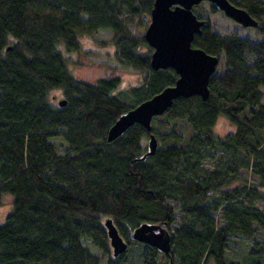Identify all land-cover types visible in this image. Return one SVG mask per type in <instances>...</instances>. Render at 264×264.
Instances as JSON below:
<instances>
[{
    "label": "trees",
    "instance_id": "trees-1",
    "mask_svg": "<svg viewBox=\"0 0 264 264\" xmlns=\"http://www.w3.org/2000/svg\"><path fill=\"white\" fill-rule=\"evenodd\" d=\"M227 1L256 20L261 39L218 33L195 14L207 23L191 47L218 58L207 98L178 97L149 131L133 124L108 142L121 113L177 78L149 66L142 34L153 0H0V199L11 197L0 264H124L111 254L106 218L139 245L140 264H158V251L132 231L162 222L164 264H264V0ZM99 29L110 32L115 67L142 75L118 95L117 76L88 83L66 66L77 37ZM54 89L63 105L49 99ZM219 116L233 132H212ZM149 134L156 149L139 159ZM233 238L245 252L226 261Z\"/></svg>",
    "mask_w": 264,
    "mask_h": 264
},
{
    "label": "water",
    "instance_id": "water-1",
    "mask_svg": "<svg viewBox=\"0 0 264 264\" xmlns=\"http://www.w3.org/2000/svg\"><path fill=\"white\" fill-rule=\"evenodd\" d=\"M201 1L212 4L225 17L242 27L255 28L257 22L244 9L236 7L227 0H153L149 21L142 37L151 49L149 66L152 70L172 69L177 78L173 85L146 99L135 107L121 113L108 128L106 141H112L129 126L139 124L150 130L152 117L160 116L178 97L199 96L205 100L208 95L207 83L214 73L218 58L206 54L199 48L191 47L194 34L206 25V20L198 19L191 11L193 5ZM9 48V47H8ZM57 104L63 105L64 100ZM156 149V140L149 134L147 151L139 159L150 156ZM161 224L141 223L131 233L135 242L154 248L162 255H169L170 234ZM103 227L108 238L111 254L116 257L127 249V243L118 234L109 218L104 219Z\"/></svg>",
    "mask_w": 264,
    "mask_h": 264
},
{
    "label": "rangeland",
    "instance_id": "rangeland-1",
    "mask_svg": "<svg viewBox=\"0 0 264 264\" xmlns=\"http://www.w3.org/2000/svg\"><path fill=\"white\" fill-rule=\"evenodd\" d=\"M208 6V2L201 1L198 4L193 5L191 11L194 15L200 14L202 18H206L212 30L218 33H234L252 42H258L261 39V36L256 33L254 28L242 27L225 17L220 11L211 13L208 10ZM77 39L80 50L78 52H64L67 59V69L73 77L84 82L94 83L99 78L117 76L120 80L119 87L117 88L118 90L116 91L117 95L121 90L140 83L142 79L141 74H136L115 67L114 51L110 40V32L108 30L99 29L92 35H79ZM261 91L262 97L260 101L264 103V87H261ZM48 97L54 104L62 99L61 92L58 89L49 91ZM233 131L234 126L225 117L219 116L216 118L212 127V132L215 135L224 136ZM243 176L248 178L247 175L243 174ZM250 181L252 180L250 179ZM234 185L235 184L232 186ZM261 191L264 193V189ZM10 208L11 197L8 194H3L0 199V223L3 221ZM246 244V241L242 238L231 239L227 243L225 260H240V256L245 252ZM138 250L139 245L128 243L127 249L123 253L124 264H140V259L137 258ZM163 256L164 255L160 252L155 254V257L159 260L158 264H164Z\"/></svg>",
    "mask_w": 264,
    "mask_h": 264
}]
</instances>
